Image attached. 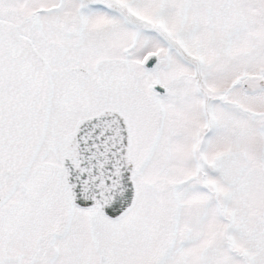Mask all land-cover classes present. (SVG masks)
<instances>
[{
    "label": "snow or ice",
    "instance_id": "snow-or-ice-1",
    "mask_svg": "<svg viewBox=\"0 0 264 264\" xmlns=\"http://www.w3.org/2000/svg\"><path fill=\"white\" fill-rule=\"evenodd\" d=\"M0 264H264V0H0Z\"/></svg>",
    "mask_w": 264,
    "mask_h": 264
}]
</instances>
